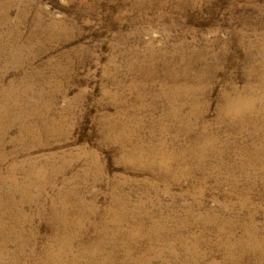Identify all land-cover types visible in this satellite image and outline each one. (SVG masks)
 Returning <instances> with one entry per match:
<instances>
[{"label": "rangeland", "instance_id": "rangeland-1", "mask_svg": "<svg viewBox=\"0 0 264 264\" xmlns=\"http://www.w3.org/2000/svg\"><path fill=\"white\" fill-rule=\"evenodd\" d=\"M134 1L15 0L0 26L24 2L71 30L29 40L20 67L0 55V86L57 122L0 134V264H264V0ZM189 85L199 115L179 98L173 117L161 94ZM225 93L246 121L221 116Z\"/></svg>", "mask_w": 264, "mask_h": 264}, {"label": "bare ground", "instance_id": "bare-ground-1", "mask_svg": "<svg viewBox=\"0 0 264 264\" xmlns=\"http://www.w3.org/2000/svg\"><path fill=\"white\" fill-rule=\"evenodd\" d=\"M15 0H4L3 2L0 3V26H4V24H7V22L11 19V14H10V8L11 6L13 5V2ZM18 1V0H16ZM134 1V0H133ZM141 0H135L134 3L135 4H139L141 3L140 2ZM28 2V0H27ZM87 2V1H86ZM132 2V0H131ZM151 2V0H150ZM159 2V1H158ZM24 5H22L20 8H19V12L17 14V22L14 23V24H11V26H7V30L5 32L3 31H0V55L1 54H5L7 53V58L10 60V64L14 65V67H20L22 64H25L26 63V59L23 58V54H27L28 55V51L30 52V49H31V43H29L32 38H35V37H39V36H43L44 38H58L60 35H65V34H68L69 31L71 30H67L65 28V25L61 22V20H51V22L49 23H46L44 22V20L41 18L40 15L38 16H34L32 17V19H29V7L28 5H26L24 2H22ZM93 3V2H92ZM133 3V5H134ZM161 3V2H160ZM96 4V3H95ZM144 4V3H143ZM146 4V3H145ZM148 4V3H147ZM94 5V4H93ZM132 5V4H131ZM141 5V4H140ZM157 5V3H156ZM87 6V5H86ZM153 6V5H152ZM160 6V5H159ZM138 7V6H137ZM134 8V7H133ZM144 8V7H143ZM89 9V8H88ZM145 9V8H144ZM80 10V9H79ZM138 10V9H137ZM38 12V11H37ZM89 12V11H88ZM92 12V10H91ZM44 14V13H43ZM91 14V13H90ZM15 15V14H14ZM31 15V14H30ZM33 15V14H32ZM118 16V15H117ZM119 17V16H118ZM52 19V18H51ZM12 20V19H11ZM118 20V19H117ZM116 20V21H117ZM16 21V20H15ZM50 21V20H49ZM25 22H28L30 24V28H31V31L29 33V39L27 40H21L22 39V32H21V27L22 25L25 23ZM28 27V26H27ZM39 27H42V31H39ZM29 28V27H28ZM72 29V28H71ZM1 30V28H0ZM30 30V29H29ZM28 31V30H27ZM4 33L7 35L6 37H4ZM24 33V32H23ZM26 35V34H25ZM26 38V37H25ZM33 40V39H32ZM46 40V39H45ZM29 41V42H28ZM152 47V46H151ZM153 48V47H152ZM205 49V48H204ZM177 51H181V48H178ZM176 51V52H177ZM193 51V50H192ZM183 53V52H181ZM153 54V53H152ZM176 54V53H175ZM174 54V55H175ZM196 54L197 57H196V62L199 61L198 57L200 55V50L199 51H196ZM218 54V53H217ZM26 55V57H27ZM6 56V55H4ZM188 57V56H187ZM28 58H31L30 56H28ZM154 58V57H153ZM177 58V57H176ZM182 58V57H181ZM24 59V60H23ZM185 59V58H184ZM28 60V59H27ZM203 60V59H202ZM189 61V60H188ZM192 61V60H191ZM201 61V60H200ZM186 62V61H185ZM182 63V62H181ZM188 63H186L187 65ZM190 64V63H189ZM185 65V64H183ZM206 65V64H205ZM182 66V65H181ZM195 66V65H194ZM6 69V68H5ZM58 69H62L61 66H59ZM152 69V68H151ZM147 70V69H146ZM155 70V69H154ZM6 70H4V73H5ZM193 70L191 69L190 65H187V67H184V69L181 71L182 72V75H181V78L183 79H188L189 76L192 77V74L190 75V73L192 72ZM155 72V71H154ZM60 73V71H59ZM153 73V72H152ZM3 74V73H2ZM181 74V73H180ZM24 75V74H23ZM3 76V75H2ZM26 77V76H25ZM154 77V76H152ZM175 78V80L177 79L175 76H173ZM190 77V78H191ZM201 77V76H199ZM27 78V77H26ZM147 78V77H146ZM2 79V78H0ZM198 79V78H197ZM175 80H173V82H175ZM192 80V78H191ZM190 80V81H191ZM199 80V79H198ZM177 81V80H176ZM208 81V80H207ZM189 82V81H187ZM194 82V81H193ZM196 82V81H195ZM12 83V82H11ZM201 83V82H200ZM175 84H178L175 82ZM202 84V83H201ZM198 85V84H196ZM247 87V85H246ZM57 88V87H56ZM232 88V87H231ZM30 87L27 88L28 91H30ZM206 89L204 86H201L199 88H196L194 85H189V87H181V86H178L177 88L175 87L173 90H169V89H165L163 92H162V97H164L170 104L171 108H170V115H172L173 117H178L179 116V107H175L174 106V103L179 100V98H186V99H191L190 100V105H191V111L189 112V115L188 116H198L199 115V111L196 109V106H197V102L198 99H200L201 97L200 96H204V94H206ZM209 90V89H208ZM241 90V89H240ZM249 90V89H248ZM229 91V90H227ZM250 91V90H249ZM19 92V91H18ZM17 89L11 85V87H8V88H3L0 86V134H4V131H6V128L3 129L4 125L8 122V123H16V122H19L18 124H20V126L22 125V131L24 133H27L30 131V125H26L25 123H27L25 121V123L23 122V119L24 118H32V117H35L36 121H37V124H39L41 126V130L43 132H51L53 130H55V124L57 123L56 121L52 120L51 122H48L46 120L45 117L41 116L40 112L38 111L39 110V100H34L33 101V104H23V103H20V98L21 97H18L16 96L17 95ZM35 92V91H34ZM38 92V91H37ZM233 92H235L233 90ZM245 92V91H243ZM26 93V91H25ZM54 93V92H53ZM249 93V92H248ZM27 94V93H26ZM234 94V93H233ZM38 95V94H37ZM207 95V94H206ZM27 97V96H26ZM222 99V106L220 108V114L222 117L226 118L227 116H229L228 118L231 120V122H234V121H246V102L242 101V97H240L239 99H232V98H235V97H230V94L229 93H225L222 95L221 97ZM238 98V97H236ZM24 101V100H23ZM186 101V100H185ZM167 102V103H168ZM254 102V101H253ZM42 104V103H41ZM253 104V103H252ZM256 105V104H254ZM169 106V105H168ZM249 108V107H248ZM259 108H257L258 110ZM260 111V109H259ZM258 111V112H259ZM255 112V111H254ZM48 115V113H46ZM259 118V117H258ZM227 119V118H226ZM64 120V119H63ZM225 120V119H224ZM60 122V121H59ZM62 122V121H61ZM236 123H239V122H236ZM255 123V122H254ZM29 124V123H28ZM8 125V124H6ZM58 125V124H57ZM63 125V124H62ZM19 126V127H20ZM8 128V127H7ZM113 128V126H112ZM21 129V127H20ZM32 129V128H31ZM262 129V128H261ZM111 130V129H110ZM113 130V129H112ZM31 132V131H30ZM36 132V131H35ZM116 132V131H115ZM118 132V131H117ZM114 133V132H113ZM256 133V132H255ZM33 134V133H32ZM35 134V133H34ZM33 134V135H34ZM37 134V133H36ZM114 134H117V133H114ZM38 135V134H37ZM111 135V134H110ZM123 136V135H122ZM202 136V135H201ZM25 137V136H24ZM115 137V136H114ZM123 139V137H121ZM5 139V138H4ZM127 139V138H126ZM197 139V138H196ZM209 139V138H208ZM124 140V139H123ZM212 141V140H211ZM127 142V141H126ZM201 142V141H200ZM203 142V141H202ZM203 146V145H202ZM211 143L210 142H207V146L206 147H211ZM262 147V146H261ZM135 148V147H134ZM258 148V147H257ZM203 149V148H202ZM260 149V148H259ZM209 151V150H208ZM211 151V150H210ZM258 151V150H257ZM254 151H252L253 153ZM261 152V151H260ZM187 153V152H186ZM250 153V152H249ZM256 153V152H255ZM136 154V153H134ZM207 154V153H206ZM205 154V155H206ZM219 154V153H218ZM222 153L220 152V155ZM153 155V154H152ZM259 155V154H258ZM130 156V155H129ZM134 156V155H133ZM146 156V155H145ZM201 156V155H200ZM218 156V155H217ZM251 156V155H250ZM261 156V155H260ZM174 157V156H173ZM253 156H251L252 158ZM257 157V156H256ZM137 158V157H136ZM149 158V157H148ZM217 158V157H216ZM220 158H222L220 156ZM264 158V157H263ZM139 159V158H138ZM161 160V159H160ZM165 160V159H164ZM176 160V159H175ZM248 160V159H247ZM256 160V159H255ZM5 161V160H4ZM139 161V160H138ZM141 161V159H140ZM145 161V159H144ZM167 161V160H166ZM198 161V160H197ZM258 161V160H257ZM149 162V161H148ZM163 162V161H162ZM168 162V161H167ZM254 162V161H253ZM264 162V161H263ZM146 163V162H145ZM246 163V162H245ZM153 164V163H152ZM162 164V163H161ZM167 164V163H166ZM249 164V163H248ZM15 165V164H14ZM155 165H158L155 163ZM166 167V166H165ZM222 167V166H221ZM245 168V167H244ZM19 169V168H18ZM254 169V168H253ZM258 169V168H257ZM15 170V169H14ZM22 170V169H21ZM228 170V169H227ZM19 171V170H18ZM23 171V170H22ZM29 171V170H28ZM88 171V170H87ZM256 171V170H255ZM84 175V174H83ZM6 178V177H5ZM15 178V177H14ZM25 180V179H24ZM29 180V179H28ZM44 181V180H43ZM175 181V180H174ZM15 182V181H14ZM27 182V180H26ZM176 182V181H175ZM12 183V182H11ZM18 184V183H17ZM4 185V184H3ZM22 187V186H21ZM23 188V187H22ZM6 190V188H5ZM24 191V190H23ZM25 192V191H24ZM9 195V194H8ZM6 196V195H4ZM4 200V198H2ZM7 199V198H6ZM11 200V199H9ZM8 201V200H7ZM144 203V202H143ZM23 204V203H22ZM124 204V203H123ZM13 205V204H12ZM122 205V204H121ZM120 205V206H121ZM151 205V204H150ZM149 205V206H150ZM140 206V205H139ZM144 207V206H143ZM14 208V207H13ZM126 208V207H125ZM192 208V207H191ZM2 209V208H1ZM118 209V208H117ZM9 210V209H8ZM115 210V209H114ZM125 210V209H124ZM128 210V209H127ZM143 210V209H142ZM112 211V210H110ZM118 212V211H117ZM146 212V211H145ZM124 213V212H123ZM127 213V212H126ZM134 213V212H132ZM125 214V213H124ZM148 214V213H147ZM145 213V215H147ZM1 215V214H0ZM133 215V214H132ZM142 215V213H141ZM144 215V214H143ZM130 216V215H129ZM61 217V216H60ZM121 217V216H120ZM136 217V216H135ZM138 217V216H137ZM131 218V217H130ZM133 218V217H132ZM4 219V218H3ZM11 219V218H10ZM121 219V218H120ZM198 219V218H197ZM213 219V218H212ZM237 219V218H236ZM126 220V219H125ZM229 220V219H228ZM251 220V219H250ZM134 221V220H133ZM204 221V220H203ZM225 221V220H224ZM235 221V220H234ZM239 221V220H238ZM252 221V220H251ZM250 221V222H251ZM254 221V220H253ZM252 221V223H253ZM121 222V221H120ZM124 221H122L123 223ZM209 222V221H208ZM212 222V221H211ZM241 222V221H239ZM238 222V224H239ZM221 223V222H220ZM219 223V224H220ZM232 223V222H231ZM237 223V222H236ZM243 223V222H242ZM248 223V222H247ZM255 223V222H254ZM133 224V223H132ZM135 224V223H134ZM161 224V223H160ZM225 224V223H223ZM244 224V223H243ZM250 224V223H249ZM138 225V224H137ZM187 225V224H186ZM119 226V224H118ZM156 226V224H155ZM224 227V225H222ZM66 227V226H64ZM139 227V226H138ZM220 227V226H219ZM246 227V226H245ZM254 227V225H253ZM2 228V227H1ZM119 228V227H118ZM158 228V227H157ZM221 228V227H220ZM232 228V227H231ZM17 229V228H16ZM62 229V228H61ZM101 229V228H100ZM132 229V228H131ZM141 229V228H140ZM146 229V228H145ZM155 229V228H153ZM161 229V228H160ZM227 228H225V231H226ZM234 229V228H233ZM11 230V229H10ZM57 230V229H56ZM104 230V229H103ZM129 230V229H128ZM147 230V229H146ZM158 230V229H157ZM222 230V229H221ZM229 230V229H228ZM246 230V229H244ZM254 230V229H253ZM64 231V230H62ZM69 230H67L66 232H68ZM116 231V230H115ZM130 231V230H129ZM133 231V230H132ZM136 231V230H135ZM145 231V230H144ZM224 231V230H223ZM2 232V231H1ZM65 232V233H66ZM71 232V231H70ZM108 232V231H107ZM219 232V231H218ZM247 232V231H246ZM250 232V231H249ZM60 233V231H59ZM111 233V232H110ZM119 233V232H118ZM137 233V232H136ZM145 233V232H144ZM12 234V233H10ZM58 234V233H57ZM56 234V235H57ZM107 234V233H106ZM135 234V233H134ZM140 234V233H139ZM229 234V233H228ZM55 235V234H54ZM62 235V234H61ZM70 235V234H69ZM102 235V234H101ZM141 235V234H140ZM147 235V234H146ZM246 235V234H245ZM4 236V235H3ZM103 236V235H102ZM126 236V235H125ZM135 236V235H133ZM137 236V235H136ZM135 236V237H136ZM139 236V235H138ZM145 236V235H144ZM150 236V235H149ZM199 236V235H198ZM227 236V235H226ZM233 236V235H232ZM54 237V236H53ZM60 237V236H59ZM110 237V235H109ZM117 237V236H116ZM121 237V236H120ZM124 237V236H123ZM131 237V236H130ZM134 237V238H135ZM142 237V236H141ZM140 237V238H141ZM200 237V236H199ZM250 237V236H249ZM255 237V236H253ZM16 238V237H15ZM19 238V236H18ZM21 238V237H20ZM64 238V237H62ZM69 238V237H68ZM73 238V237H72ZM97 238V237H96ZM129 238V237H128ZM132 238V237H131ZM152 238V237H151ZM160 238V237H159ZM257 238V237H256ZM53 239H56V238H53ZM52 239V240H53ZM67 240V238H64ZM75 239V238H74ZM118 239V238H117ZM126 239V238H125ZM137 239V238H136ZM143 239V238H142ZM153 239V238H152ZM247 239V238H246ZM251 239V238H250ZM58 240V239H57ZM56 240V241H57ZM108 240V239H107ZM138 240V239H137ZM155 240H157L155 238ZM184 240V239H183ZM196 240V239H195ZM220 240V239H219ZM224 240V239H223ZM226 240V239H225ZM10 241V240H9ZM65 241V240H64ZM74 241V240H73ZM72 241V242H73ZM96 241V240H95ZM99 241V240H98ZM104 241V240H103ZM120 241V240H119ZM130 241H132L130 239ZM158 241V240H157ZM233 241V240H232ZM238 241V240H237ZM251 241V240H250ZM106 242V241H105ZM116 242V241H115ZM193 242V241H192ZM198 242V241H197ZM254 242V241H253ZM259 242V241H258ZM257 242V243H258ZM68 243V242H67ZM119 243H122V242H119ZM124 243V242H123ZM129 243V242H128ZM131 243V242H130ZM142 243V242H141ZM191 243V242H190ZM231 243V242H230ZM256 243V242H255ZM61 244V243H60ZM64 244V243H62ZM115 244V243H114ZM135 244V243H134ZM221 244V243H220ZM223 244V243H222ZM245 244V243H244ZM249 244V243H248ZM127 245V244H126ZM186 245V244H185ZM236 245V244H235ZM253 245V244H252ZM3 246V244H2ZM66 246V244H65ZM69 246V244H68ZM89 246V245H88ZM120 246V244H119ZM129 246V245H128ZM169 246V245H168ZM181 246H183L181 244ZM189 246V245H188ZM245 246V245H244ZM250 246V245H248ZM262 246V245H261ZM106 247V246H105ZM113 247V246H112ZM127 247V246H126ZM130 247V246H129ZM187 247V246H186ZM228 247V246H226ZM247 247V246H246ZM60 248V247H59ZM94 248V247H93ZM109 248V247H108ZM119 248V247H118ZM122 248V247H121ZM124 248V247H123ZM153 248V247H152ZM189 248V247H187ZM186 248V249H187ZM237 248V247H236ZM250 248V247H249ZM255 248V247H253ZM90 249V248H89ZM111 249V248H110ZM126 249V248H125ZM134 249V248H132ZM184 249V248H183ZM193 249V247H192ZM235 249V248H234ZM242 249V248H241ZM20 250V249H19ZM46 250V249H44ZM58 250V249H57ZM97 250V248H96ZM102 250V249H101ZM121 250V249H120ZM147 250V249H146ZM188 250V249H187ZM187 250H185L187 252ZM194 250V249H193ZM239 250V249H238ZM15 251V250H14ZM56 251V250H55ZM109 251V250H108ZM119 251V249H118ZM130 251V250H128ZM155 251V250H154ZM183 251V250H182ZM184 251V252H185ZM190 251V250H189ZM249 251V250H248ZM251 251V250H250ZM254 251V250H253ZM257 251V250H256ZM7 252V251H6ZM49 252V251H48ZM54 252V251H53ZM95 252V251H94ZM103 252V251H102ZM133 252V250H132ZM173 252V251H172ZM200 252V251H199ZM237 252V251H236ZM21 253V252H20ZM44 253V252H43ZM72 253V252H71ZM85 253V252H84ZM89 253V252H88ZM105 253V252H104ZM124 253V252H123ZM129 253V252H128ZM159 253V252H158ZM166 253V252H165ZM177 253V251H176ZM195 253V252H194ZM228 253V252H227ZM231 253V251H230ZM252 253V252H251ZM110 254V253H108ZM126 254V253H125ZM131 254V253H130ZM186 254V253H185ZM188 254V253H187ZM193 254V253H192ZM232 254V253H231ZM239 254V253H237ZM253 254V253H252ZM1 255V254H0ZM48 255V254H47ZM120 255V254H119ZM135 255V254H134ZM154 255V254H153ZM180 255V254H179ZM199 255V254H198ZM7 256V255H6ZM74 256V255H73ZM80 256V255H79ZM90 256V255H89ZM100 256V255H99ZM112 256V255H111ZM123 256V255H122ZM130 256V255H129ZM151 256V255H150ZM192 256V255H191ZM228 256V255H227ZM230 256V255H229ZM49 257V255H48ZM52 257V256H50ZM66 257V256H65ZM76 257V256H75ZM74 257V258H75ZM96 257V256H95ZM98 257V256H97ZM116 257V256H115ZM135 256H133L134 258ZM154 257V256H153ZM187 257V256H185ZM190 257V256H189ZM193 257V256H192ZM199 257V256H197ZM226 257V256H225ZM64 258V257H63ZM72 258V256H71ZM128 258V257H127ZM132 258V257H131ZM159 258V257H158ZM183 258V257H182ZM188 258V257H187ZM236 258V257H235ZM59 260L61 258H58ZM80 259V258H79ZM92 259V258H91ZM173 259V257H172ZM184 259V258H183ZM194 259V258H193ZM200 259V258H199ZM228 259V258H227ZM230 259V258H229ZM83 260V259H82ZM106 260V259H105ZM109 260V259H108ZM135 260V259H133ZM51 261V259H50ZM54 261V260H53ZM57 261V260H56ZM125 261V260H124ZM132 261V260H130ZM139 261V260H138ZM178 261V260H177ZM176 261V262H177ZM202 261V260H201ZM43 262V261H42ZM52 262V261H51ZM67 262V261H66ZM106 262V261H105ZM108 262V261H107ZM116 262V261H115ZM119 262V260H118ZM127 262V261H126ZM170 262V261H169ZM183 262V261H182ZM196 262V261H194ZM92 263V262H91ZM89 263V264H91ZM122 263V261H121ZM135 263V262H134ZM139 263V262H138ZM144 263V262H143ZM180 263V262H179ZM13 264V263H12ZM76 264V263H75ZM94 264V263H93ZM113 264V263H112ZM150 264V263H149ZM153 264V263H152ZM185 264V263H184ZM193 264V263H192ZM195 264V263H194Z\"/></svg>", "mask_w": 264, "mask_h": 264}]
</instances>
